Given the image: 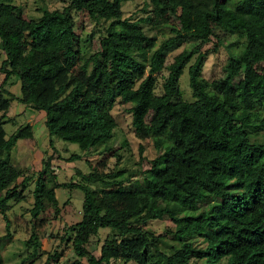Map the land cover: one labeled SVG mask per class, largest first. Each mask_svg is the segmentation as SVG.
<instances>
[{"label": "trees", "instance_id": "obj_1", "mask_svg": "<svg viewBox=\"0 0 264 264\" xmlns=\"http://www.w3.org/2000/svg\"><path fill=\"white\" fill-rule=\"evenodd\" d=\"M127 1L70 0L34 19L14 0H0V213L8 231L0 240L11 237L10 202L25 200L34 181L35 220L48 208L60 214L57 189L84 192L82 218L60 236L76 254L71 264H264V0H149L140 19L124 16ZM82 11L107 22L100 49L88 56L82 42L90 37L82 40L74 17ZM145 23L173 35L155 48ZM221 32L244 39L243 47L230 55L225 76L209 82L200 49L224 39ZM188 39L200 43L166 64L168 51ZM187 66L192 100L180 85ZM17 82L19 97L9 90ZM117 101L132 104L137 135L160 151L145 170L94 167L85 174L76 167L79 180L61 182L53 152L31 175L13 164L17 141L35 137L29 123L7 136L4 119L15 104L45 111L49 147L58 151L53 136L78 144L82 153L65 158L75 161L114 137ZM166 216L174 223L166 230L170 252L161 247L163 234L146 229ZM104 230L97 256L89 246ZM32 239L35 259L41 242L36 233ZM60 255L49 253L46 264Z\"/></svg>", "mask_w": 264, "mask_h": 264}, {"label": "rangeland", "instance_id": "obj_2", "mask_svg": "<svg viewBox=\"0 0 264 264\" xmlns=\"http://www.w3.org/2000/svg\"><path fill=\"white\" fill-rule=\"evenodd\" d=\"M17 5L24 8L26 18L38 19L42 16L44 8L50 10L64 8L70 0H14ZM149 0H129L124 6V16L140 19L146 14L144 12L145 4ZM230 4L233 0L229 1ZM77 31L81 34L82 40L90 39L82 42L85 55L98 51L100 49V39L103 34H106V24L104 20L96 21L89 16L86 11L74 12ZM144 30L151 36L157 38V48L162 41L173 35V31L169 27H153L151 24L145 23ZM225 36L221 32V38ZM224 38V37H223ZM244 39L237 38L236 35H229L221 41L214 37L207 44L202 45L201 52L205 53V59L202 67V76L209 82L219 80L226 74V65L231 54L235 56L242 49ZM200 42L188 39L180 46L168 51L166 64L173 62L176 55L184 50H193ZM233 44L230 48L228 44ZM197 54L192 59L195 61ZM190 66V65H189ZM189 66L184 70V74L180 79L181 89L183 90L184 98L192 100V88L190 86ZM168 70L165 71L167 74ZM2 74L0 73V79ZM162 78H160V83ZM158 83L157 91L162 92V85ZM11 91L15 96L21 93L20 83H15L11 86ZM131 103H121L117 101L112 109V113L117 121V129L114 137L108 141L106 146H110L112 150H105L106 146L100 147L96 151L83 153L82 159L75 161H67L65 158L73 153H82L78 144L65 141L64 139L53 136L55 147L58 151L52 150L50 146L49 131L43 125L41 128L35 126L36 142L32 139L21 138L17 141L12 151V162L19 168H27V175H31L37 167H40L41 157L53 152L56 155L54 161L58 168V180L68 182L73 179L79 180L75 172V168H80L85 174H89L93 168L112 171L114 169L125 170H145L150 165V161L156 158L160 151L155 147L151 138L141 139L135 131L132 123V114L130 112ZM13 106L9 110L5 120L4 127L7 131V136L15 133L21 126L33 124L47 120L45 111H37L29 109L27 111L15 110ZM3 114V113H2ZM0 113V117L2 116ZM44 116V117H43ZM154 113L151 111L147 115V120H151ZM43 117V119H42ZM33 126V125H32ZM35 136V135H34ZM36 138V137H35ZM259 139L264 141V134H260ZM28 140H31L30 142ZM35 143V144H34ZM43 145H41V144ZM47 148V150L45 149ZM121 160V161H120ZM40 162V163H39ZM23 178H19L21 182ZM35 187L34 181L27 185L25 190L26 198L21 202H10V208L7 212L10 218L11 237L6 241L0 240V255L2 257L0 264H46L48 254H54L55 251L61 255L55 263L71 264L76 258L73 248L60 240V236L64 234V229L67 225L76 223L82 218V208L84 202V192L80 189L59 188L56 190L57 197L62 205L61 212L58 216L53 214V209L48 208L43 220L33 219L30 210L34 204L33 190ZM174 228V223L169 217L163 219L152 220L146 225V229L154 231L156 234H163L166 240L161 244L164 251L170 252V245L173 241L168 229ZM8 233L6 229V221L0 213V237ZM36 233L40 239L41 247L39 256L32 259L30 254L33 252L32 235ZM109 233L108 230L100 231L98 236L92 238L89 249L99 256L100 248L103 245L104 238ZM164 237V238H165ZM32 241V244H27ZM30 256V257H29ZM224 260V259H223ZM222 260V261H223ZM53 264V262H52ZM129 264H135L130 262Z\"/></svg>", "mask_w": 264, "mask_h": 264}, {"label": "crops", "instance_id": "obj_3", "mask_svg": "<svg viewBox=\"0 0 264 264\" xmlns=\"http://www.w3.org/2000/svg\"><path fill=\"white\" fill-rule=\"evenodd\" d=\"M1 40V39H0ZM5 53L3 52V50L0 48V65H1V63H2V61L5 59ZM1 81H2V76H1V79H0V83H1ZM17 83H19V82H17ZM16 83V84H17ZM21 85V84H20ZM12 86V85H11ZM11 86H9V90L11 91ZM12 92V91H11ZM20 95H21V93H20ZM19 95V96H20ZM18 96V97H19ZM16 109L15 110H20V111H23V110H25V111H27V110H29V109H27L24 105H22V104H20V103H17V104H15V106H14ZM10 112V111H9ZM1 113V112H0ZM2 114V113H1ZM44 117V116H43ZM43 117H42V119H43ZM33 125V129L35 130V126H39L40 128L44 125L45 126V128L48 130V128H47V126H46V121H45V119L43 120V121H41V122H35V123H33L32 124ZM34 134H35V131H34ZM36 137V138H35ZM35 137H34V140H32V141H34V142H36V140H37V136H36V134H35ZM48 138L50 139V136H48ZM29 142L31 141V140H28ZM35 144V143H34ZM41 144V143H40ZM42 145V144H41ZM43 146V145H42ZM45 149L47 150V148L45 147ZM52 153V152H51ZM41 159V161H42V157L40 158ZM40 163V162H39Z\"/></svg>", "mask_w": 264, "mask_h": 264}]
</instances>
